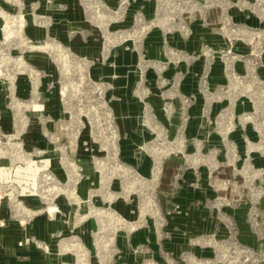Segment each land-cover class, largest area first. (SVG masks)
Wrapping results in <instances>:
<instances>
[{
  "label": "rangeland",
  "instance_id": "rangeland-1",
  "mask_svg": "<svg viewBox=\"0 0 264 264\" xmlns=\"http://www.w3.org/2000/svg\"><path fill=\"white\" fill-rule=\"evenodd\" d=\"M0 212L45 264H264V0H0Z\"/></svg>",
  "mask_w": 264,
  "mask_h": 264
},
{
  "label": "crops",
  "instance_id": "crops-1",
  "mask_svg": "<svg viewBox=\"0 0 264 264\" xmlns=\"http://www.w3.org/2000/svg\"><path fill=\"white\" fill-rule=\"evenodd\" d=\"M45 263V258L40 254H31L27 257L21 258L15 250V242L12 230L10 229V227H8V225H6L5 227L0 226V264Z\"/></svg>",
  "mask_w": 264,
  "mask_h": 264
}]
</instances>
